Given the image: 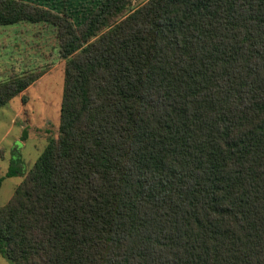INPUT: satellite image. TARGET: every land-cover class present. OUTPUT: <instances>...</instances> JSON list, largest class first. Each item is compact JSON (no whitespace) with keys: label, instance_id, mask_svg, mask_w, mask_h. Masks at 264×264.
I'll return each mask as SVG.
<instances>
[{"label":"trees","instance_id":"16d2710c","mask_svg":"<svg viewBox=\"0 0 264 264\" xmlns=\"http://www.w3.org/2000/svg\"><path fill=\"white\" fill-rule=\"evenodd\" d=\"M93 2L76 22L0 0V27L51 26L64 62L58 135L0 208V256L264 264V0ZM39 77L0 83V108Z\"/></svg>","mask_w":264,"mask_h":264},{"label":"rangeland","instance_id":"374dc122","mask_svg":"<svg viewBox=\"0 0 264 264\" xmlns=\"http://www.w3.org/2000/svg\"><path fill=\"white\" fill-rule=\"evenodd\" d=\"M145 1L131 0L132 8ZM40 2L60 14L71 15L76 22L94 5L93 0ZM55 35L51 26L43 24L0 27V83L24 75L40 76L0 108V177L3 178L0 208L9 201L49 140L58 135L64 62L58 57L59 44ZM14 166L18 174L6 178V173ZM0 264L11 262L0 256Z\"/></svg>","mask_w":264,"mask_h":264}]
</instances>
